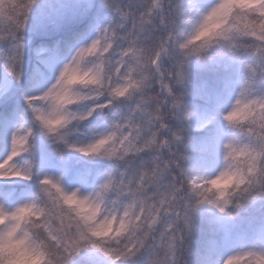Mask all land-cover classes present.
Listing matches in <instances>:
<instances>
[{
  "label": "snow or ice",
  "instance_id": "1",
  "mask_svg": "<svg viewBox=\"0 0 264 264\" xmlns=\"http://www.w3.org/2000/svg\"><path fill=\"white\" fill-rule=\"evenodd\" d=\"M36 4L37 0H0V40L6 42L0 63L17 82L23 69V32ZM102 4L112 13L102 28L98 29V17L89 18L94 0H85L66 18L80 27L57 41L53 50L63 46L70 58L58 69L52 66L54 81L38 94L26 95L24 101L33 123L54 144L89 157L114 158L124 167L108 173L98 190L86 196L65 191L59 180L45 176L39 181L40 203L12 210L0 205V216L33 215L30 223L46 249L47 264H71L90 248L113 264L137 257L143 258V264H182L196 206L209 204L226 213L230 205L238 208L246 200L264 197V92L257 94L264 83V0L247 7L216 0L205 11L192 0L187 8L175 0H102ZM221 15L223 24L207 32L208 21ZM92 31L94 38L82 43ZM200 39L203 43L186 51ZM220 39L228 41L230 51L247 53L252 62L239 96L223 116L239 132L223 145L225 159L246 167L231 174L230 180L236 177L232 192H220L212 200L206 193L221 185L188 176L181 164L182 137L178 132L170 138L164 133L169 130L168 120L185 119L182 98L173 85L184 83L188 58ZM165 58L169 67L163 66ZM80 103L88 105L85 111L71 110ZM100 115L109 121L106 130L93 133L87 141L68 140L74 122L78 125ZM33 134V128L23 124L11 134L10 151L0 160V179H32L29 169L18 168L15 160L29 150ZM209 183L212 187L205 188ZM248 257L264 258V251L231 255L224 264Z\"/></svg>",
  "mask_w": 264,
  "mask_h": 264
},
{
  "label": "rangeland",
  "instance_id": "2",
  "mask_svg": "<svg viewBox=\"0 0 264 264\" xmlns=\"http://www.w3.org/2000/svg\"><path fill=\"white\" fill-rule=\"evenodd\" d=\"M85 0H37V9L34 8L29 15V20L23 32L25 50L23 57V69L21 80L17 82L9 76L0 63V106L6 103L12 104L11 115L9 118H2L0 113V160L4 159L10 151L11 134L23 124L24 127H31L34 130L32 137L37 136L42 143L45 152L38 156L32 155L28 151L17 157L15 164L20 169H29L32 174L31 180L21 178L0 179V185L9 187V191H3L0 187V205L6 209L12 210L25 203H40L31 193L43 196L39 181L45 176L59 180L65 191H78L80 195L86 196L98 190L99 185L107 178L108 173L113 172L118 167L123 169V163H119L113 158L107 157H89L82 153L75 152L71 149L63 148V145H57L52 139L33 123L32 115L24 101L28 94H38L40 90L48 87L53 81L55 74L51 71L52 66L57 69L70 58L71 53L66 51L63 55L60 51L53 50L56 42L50 48L41 47V44H34L36 37L43 31H54L65 28L70 25L67 21L78 5H82ZM216 0H192V3L201 11L209 9ZM175 3L188 7V0H175ZM95 7L89 13V17H98V29L102 28L110 19L112 13L109 9L103 7L102 0H94ZM49 20V24L46 20ZM193 25L189 24L187 30L190 31ZM96 32L92 31L87 34V39L82 43L89 42L94 38ZM6 47L5 40H0V51ZM41 47V48H40ZM62 47V46H61ZM209 52L201 58H195L192 55L188 58L186 73L189 67H195L198 70L214 72V75L221 78H228L230 86L229 95L226 99L219 98L218 104H209L202 106L200 102L207 103L209 99V87L205 79L201 76L186 74L185 81L182 85H176V93L182 98L181 112L185 119L183 121L175 119L178 129H184L183 132H199L203 135L200 137L187 135L183 140L180 149L189 153L185 155V161L182 163L184 172L190 177L210 178L216 175L223 166V145L234 138L230 133V127L223 119L239 96L241 86L245 81L247 65L252 62V58L241 57L240 51H230L227 43L213 44L209 47ZM208 50V49H207ZM206 50V51H207ZM195 58V59H193ZM171 63V62H170ZM202 70V71H203ZM26 75H30L31 82L26 86ZM213 75V74H212ZM224 80V79H223ZM264 92V83L259 85L257 94ZM218 99V100H219ZM86 103H80L72 106V111L83 112L87 109ZM24 116L28 118L30 124L25 122ZM102 116V118H101ZM100 118V120H99ZM97 121L95 126H85L84 123ZM108 120L105 116L100 115L80 124L75 122L68 130L70 132L68 140H84L92 138L93 133L106 130ZM32 123V124H31ZM185 124L188 125L185 128ZM212 131L214 135L212 134ZM211 132V135H208ZM39 146L40 143L38 142ZM59 149H63V154ZM48 153L50 158H48ZM56 153V154H54ZM150 157L151 154H144ZM94 160L97 163H112L110 166L104 165L97 170L90 169L89 164H83L81 160ZM87 160V161H86ZM81 161V170L75 168V164ZM84 162V163H85ZM31 183L38 187L34 191L25 190ZM20 188L17 192V188ZM13 197V198H12ZM256 204L257 208H262V203ZM194 203V202H193ZM235 207L229 206L226 213H220L214 206L201 204L196 206L193 213L205 217L214 227L215 242L213 246H222L223 252L219 255H212L205 258V253L193 256V262L196 264H224L225 260L235 254H240L249 250L264 251V212L260 214L261 225L251 234H247L242 241L240 235L233 240L232 246H228L227 241L229 232L233 225V219L230 211ZM85 261L84 264H113L109 257L104 256L98 249L82 250L81 253L73 258L71 264H79V259ZM132 264H143V258L139 257Z\"/></svg>",
  "mask_w": 264,
  "mask_h": 264
},
{
  "label": "trees",
  "instance_id": "3",
  "mask_svg": "<svg viewBox=\"0 0 264 264\" xmlns=\"http://www.w3.org/2000/svg\"><path fill=\"white\" fill-rule=\"evenodd\" d=\"M34 8L37 9V6H34ZM49 20H46V23L49 24ZM80 26L79 25H68L65 28H60L54 31H43L40 33L38 37H36L34 44H41V45H50L53 41L59 39L60 41L64 40L66 37H68L72 32L76 31ZM63 47V46H62ZM209 48L207 51L197 54L194 57L195 58H201L204 56L206 53L209 52ZM241 57H249V55L243 51H240ZM193 58V59H195ZM163 66L164 67H169L170 66V61L168 58H165L163 60ZM198 70L195 67H189L187 69V75L192 76V74H195L197 76H201L205 79V82L207 83V86L209 87V99L207 103L200 102L202 106L205 104H209L210 107L212 104H218L221 98L226 99V97L229 95V88L227 86H230L228 78H221V76L217 77L214 75V72L212 73L211 71H205V70ZM213 74V75H212ZM224 79V80H223ZM26 80V86L30 84L31 79L30 75H26L24 78ZM168 81H164V83H167ZM174 91L176 92V85H173ZM156 91L157 93L161 92V87L160 83L158 82L156 85ZM221 97V98H220ZM163 99V97H161ZM220 98V99H219ZM219 99V100H218ZM12 104L11 102L8 104H4L0 106V113L8 114L9 110L11 109ZM102 118V116H101ZM25 122L30 124V121L26 116H24ZM100 120V118H99ZM98 120H94L91 122L84 123L85 126H94L97 124ZM169 130L164 133V135L168 138L171 137V133L175 132L178 130V124L176 123L175 119L173 120L170 119L167 121ZM32 124V123H31ZM230 127V126H229ZM230 132L233 137H236L239 135V132L237 129H233L230 127ZM212 134L214 135L213 131ZM187 135H193L200 137L203 134L199 132H183L182 139L184 140ZM211 135V132L208 134ZM40 143L38 146L37 143ZM46 150L43 148L42 143L38 140L37 136L31 137L29 140V153L32 155L38 156L40 153L45 152ZM182 153V161L181 164L184 163L185 161V155L189 154L186 152L181 151ZM48 154V153H47ZM56 154V153H54ZM50 156V155H49ZM82 162L85 160H81ZM81 161H79V164H75V168H78L81 170ZM87 161V160H86ZM83 164H89L90 169H100L102 166L107 165L110 166L112 163H97L94 160H88ZM1 188H6L5 186H1ZM38 187H36V184L31 183L28 185L26 188L28 191L34 189L36 190ZM31 197H35L37 200H40L39 198L42 197L40 194L35 195L34 193H31ZM262 203V208L258 209L256 204L258 205L259 203ZM234 207V206H233ZM264 212V197H258L255 200H246L242 203L241 207H235V210L230 211V215L233 219V225L232 228L230 229L229 232V238L226 244L228 246H232L233 240L237 238L238 235L243 238L247 234H251V232L255 231L260 225L262 224L259 217L260 214ZM214 227L213 225L203 216L199 214L192 213V220H191V228L190 231H188L187 234V241L185 245V250L183 251V254L181 256L182 264H195L193 262V256L200 254V253H205V258L209 256V253L212 252V255L214 254L215 256L219 255L221 252H223L222 246H213L215 242V235L213 231ZM139 257L135 258L132 261L126 262V264H132L135 262L136 259ZM86 263L84 260L82 261L81 258L79 259V264H84ZM206 264H210L205 262ZM197 264V263H196Z\"/></svg>",
  "mask_w": 264,
  "mask_h": 264
},
{
  "label": "clouds",
  "instance_id": "4",
  "mask_svg": "<svg viewBox=\"0 0 264 264\" xmlns=\"http://www.w3.org/2000/svg\"><path fill=\"white\" fill-rule=\"evenodd\" d=\"M255 2L256 0H226V3L233 7H247ZM223 20L222 15L213 16L205 25V30L209 33L215 32L223 24ZM224 42L228 44L226 40H219V43ZM201 43H203L202 39L191 45L186 51L191 52L193 48ZM183 131V129H178L175 132H178L182 137ZM183 143L182 139L180 145H183ZM240 159L243 160L244 158L241 157ZM222 160L223 166L220 171L216 175L206 178L221 185L219 188H213L212 192L206 193L208 198L212 200L216 199L220 192H232L236 187V177H232L230 180L231 174L237 172L242 166L246 167L241 165L239 161L225 159L224 151ZM224 172H228L229 175L221 176V173ZM249 179H252V177H249ZM204 187L211 188L212 185L209 183L205 184ZM197 191H203V189H197ZM196 199L197 197L193 196V202ZM220 203H223V201H220ZM34 219L30 212H21L15 218L0 216V264H47L46 249L40 243L36 235V229L30 223ZM233 264H264V258L248 257L247 259L233 261Z\"/></svg>",
  "mask_w": 264,
  "mask_h": 264
}]
</instances>
